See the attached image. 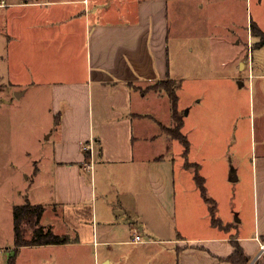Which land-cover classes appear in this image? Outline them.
Segmentation results:
<instances>
[{
	"label": "crops",
	"instance_id": "obj_1",
	"mask_svg": "<svg viewBox=\"0 0 264 264\" xmlns=\"http://www.w3.org/2000/svg\"><path fill=\"white\" fill-rule=\"evenodd\" d=\"M0 1H4L0 56L8 59L13 83L20 95L43 90L51 113L59 118L53 142L42 146L35 157L27 152L36 165L34 180L46 189L47 198L40 203L49 211L41 223L76 240L26 245L19 248L15 264L26 248L48 250L53 259L46 257L45 264H231L225 257L233 252L234 240L250 258L248 264H264V119L261 143L256 141L260 147L250 164L251 228L245 231L244 219L237 215V233L223 235L220 230L233 221L217 215L224 227L210 220L217 229L209 226L202 233L176 236L173 217L186 196L177 195L175 162L166 154L168 137H161L164 146L157 153L148 152L159 134L153 130L157 119L144 105L146 92L141 91L160 79L178 81L181 130L189 142V156L201 149L197 143L221 140L225 131L231 139L236 123L229 119L238 105L248 101L241 76L246 70L249 103L255 101L250 75L256 66L246 55L249 40L234 35L232 42L241 47L232 58V68L213 69L210 43L204 38L207 31L203 32L209 19L193 15L223 3L239 6L243 0ZM257 76L262 80H257L255 92L264 109V69ZM152 110L157 113V107ZM188 118L195 134H187ZM147 125L153 133L147 132ZM198 158L191 162L201 163ZM42 161L48 164L45 172ZM90 161L92 170L85 167ZM232 167L236 181L241 177L243 184L249 168L242 161ZM134 233L142 241H132ZM26 264L37 261L30 258Z\"/></svg>",
	"mask_w": 264,
	"mask_h": 264
},
{
	"label": "rangeland",
	"instance_id": "obj_2",
	"mask_svg": "<svg viewBox=\"0 0 264 264\" xmlns=\"http://www.w3.org/2000/svg\"><path fill=\"white\" fill-rule=\"evenodd\" d=\"M226 5L223 3V6L208 9L202 15L195 14L193 16L197 18L206 16L209 19L208 29L203 30L204 34L207 31V35L203 34V36L210 43L211 68L213 69L217 65L232 68L230 66L232 58L241 47L240 44L232 42L234 35L239 34L246 42L250 41H248L249 52L246 49V55L253 60L255 64L253 65L256 66L252 72L251 80L254 87L252 97H255V101L249 103L250 83L246 70L241 76L245 82L242 88L244 90L243 97L248 101H244L242 106L238 105L229 119L230 122L236 123V131L231 139H227V131H225L222 133L224 140L218 138L217 141H209L206 139V141L197 143L201 145V149L195 152L192 150L191 156L183 154V145L179 140L172 138L159 127L160 122L166 126L174 125L170 115V101L166 98L165 90L146 85L141 88V91H145L147 95L143 99L145 100L144 105H149L151 108L149 115L157 119V124L154 123L156 128L153 130L159 134L158 138H154L148 152L157 153L164 146L160 145L161 137L162 139L168 137L169 149L166 150V154L175 162L177 195L179 197L180 194L186 196L183 205L178 207L177 215L173 217L176 236L179 233L185 236L202 233L209 226L217 229L211 224L208 205L202 198L198 186L195 185L196 180L192 175L194 167L186 166V160L194 161L193 158L195 159L196 156H199L198 160H201L198 172L205 177L204 185L207 188V195L215 198L217 202L216 214L233 221L231 226L220 230L221 234L237 233L235 221L237 219L234 218L237 215L243 217L242 225L245 231L251 228L253 222L254 204H252L253 188L250 164L252 159H256L254 156L260 147L258 145L261 143L259 135L263 128L260 124L264 118L260 116L264 114L262 111L264 109L258 102L259 97L255 92V85L260 79L257 75L261 74L264 69V47H255L257 38L251 36L248 26L249 20L252 19L261 30H264V0H243L240 7L236 4ZM186 16L189 18L190 15L186 14ZM211 20L215 23H212ZM1 45L0 42V47ZM13 82L11 74H9L8 59L0 56V264H6L14 245L13 206L25 203L26 198H30L31 200H29L33 204H40L41 200L47 198L45 184L36 183L34 180L33 171L36 165L27 152H32L35 157L38 150L44 145H50L56 136L55 118L54 113H51L52 104L48 99V94L43 90L36 89L20 95V89ZM154 92L157 93L155 98L152 95ZM154 107H157V113L152 110ZM188 119V125L185 128L187 134H195L196 131H190L191 118ZM145 120L153 122L151 118ZM135 124L136 122H134V128ZM145 129L148 133H153L151 125H147ZM204 129L205 133L208 132L206 127ZM204 136L207 137L208 134ZM237 157L240 159L238 160ZM241 161L246 165V169L249 168L243 184H241V177L238 182L236 181V172L231 169L234 164ZM41 164L44 168L43 172L47 171V162L42 161ZM227 171L230 172L228 173L231 174V179L228 178ZM43 176L45 178L46 173ZM240 191L241 193L238 195ZM195 193L198 195L197 200L193 199ZM236 195L238 196L236 197ZM44 210H46L45 207ZM48 211L47 209L45 214ZM54 232L56 233V230ZM50 255L48 250L37 252L26 248L18 256L19 264H26V260L30 258L35 259L37 264H45L46 257L53 259ZM67 258L72 260L70 255Z\"/></svg>",
	"mask_w": 264,
	"mask_h": 264
},
{
	"label": "trees",
	"instance_id": "obj_3",
	"mask_svg": "<svg viewBox=\"0 0 264 264\" xmlns=\"http://www.w3.org/2000/svg\"><path fill=\"white\" fill-rule=\"evenodd\" d=\"M249 29L253 36L259 38L256 45H264V30L262 31L254 20L251 21ZM179 85L178 81L169 78L160 79L152 84V86L157 89H164L170 100V115L174 125L166 126L161 122L159 124L160 128L166 131L172 138H177L183 145V154H187L189 142L187 136L181 130L183 114L178 108L177 89ZM55 118V123L57 124L59 122L57 114ZM186 166L189 168L191 166L194 167L193 175L203 199L209 207L210 220L214 225L224 227L226 224H224L216 214L217 205L215 204V200L207 195V190L204 185L205 179L198 172L199 164L186 160ZM44 212V205L42 203L33 204L28 198H26L25 203L13 206L14 245L10 251L11 254L8 255L6 264H15L19 248L26 245L71 243L72 241H76L75 238L71 239L68 235L55 233L51 226L42 224L41 218ZM232 243L234 244L233 252L225 258L230 261L231 264H248L250 258L245 253L242 246L239 245L236 240L232 241ZM254 264L258 263L256 262Z\"/></svg>",
	"mask_w": 264,
	"mask_h": 264
},
{
	"label": "built area",
	"instance_id": "obj_4",
	"mask_svg": "<svg viewBox=\"0 0 264 264\" xmlns=\"http://www.w3.org/2000/svg\"><path fill=\"white\" fill-rule=\"evenodd\" d=\"M4 1H0V5L3 4ZM252 76V74L250 75ZM87 147H89L91 149V151L93 152V148H92V145L91 144H87ZM86 169L88 170H92L93 168V163L92 161L90 162H87L86 165H85ZM132 241H135V242H138V241H142V238L140 237V235L138 233H134L133 234V240ZM264 252V247H263V250L261 251V253Z\"/></svg>",
	"mask_w": 264,
	"mask_h": 264
}]
</instances>
